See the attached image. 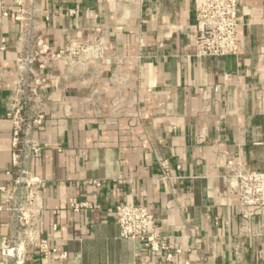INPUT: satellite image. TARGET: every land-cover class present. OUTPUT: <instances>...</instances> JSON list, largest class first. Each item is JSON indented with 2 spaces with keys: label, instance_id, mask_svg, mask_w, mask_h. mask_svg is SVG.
Returning <instances> with one entry per match:
<instances>
[{
  "label": "crops",
  "instance_id": "crops-1",
  "mask_svg": "<svg viewBox=\"0 0 264 264\" xmlns=\"http://www.w3.org/2000/svg\"><path fill=\"white\" fill-rule=\"evenodd\" d=\"M239 52L197 57L194 0H42L38 35L54 53L40 92L43 185L22 264H264V209H244L228 164L264 172V0H237ZM14 0H0V188L10 187V109L26 47ZM155 219L154 253L123 240L119 205ZM1 206V199H0ZM0 209V241L11 236ZM55 254L43 258L38 242Z\"/></svg>",
  "mask_w": 264,
  "mask_h": 264
},
{
  "label": "built area",
  "instance_id": "built-area-1",
  "mask_svg": "<svg viewBox=\"0 0 264 264\" xmlns=\"http://www.w3.org/2000/svg\"><path fill=\"white\" fill-rule=\"evenodd\" d=\"M40 2L42 0H14L15 21L21 25L20 38L27 45L14 61L16 87L5 115L11 124L13 177L10 187L0 188V209L11 216L13 229L9 238L0 241V264H22L24 249L34 240L37 193L43 181L25 165L41 153V146L32 134L44 120L40 92L46 65L60 58L69 62L78 60L89 50L87 45L72 44L58 53L50 51L38 35L36 13ZM194 12L197 57H235L239 52L237 0H194ZM226 181L242 208L264 209V172L246 171L239 164L229 163ZM114 215L121 239L139 242L150 252L165 250L157 243L155 219L144 206L119 205ZM38 251L43 258L55 254L47 241L38 242Z\"/></svg>",
  "mask_w": 264,
  "mask_h": 264
}]
</instances>
